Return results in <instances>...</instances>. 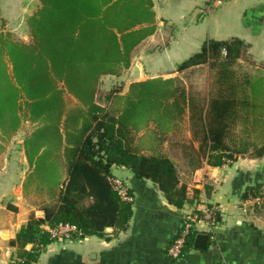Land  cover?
Returning <instances> with one entry per match:
<instances>
[{"label": "trees", "instance_id": "obj_1", "mask_svg": "<svg viewBox=\"0 0 264 264\" xmlns=\"http://www.w3.org/2000/svg\"><path fill=\"white\" fill-rule=\"evenodd\" d=\"M151 7L150 0H38L26 20L27 43L0 36V130L12 134L20 119L34 126L23 141L31 174L22 193L34 196L43 214L31 216L11 243L21 258L32 260L53 240L45 225L73 226L71 238L124 231L131 202L108 182L112 167L150 181L175 209L195 210L202 191L183 182L165 143L178 150L187 176L203 165L264 157V70L238 69L244 45L237 39L207 40L178 66L181 74L207 65L204 92L178 77H159L131 84L121 98L107 97L105 106L97 103L100 79L119 77L151 34ZM257 128L258 142L250 136ZM38 161L43 166L33 176ZM261 186L247 189L244 198L258 197L264 205ZM196 234L188 236L184 252Z\"/></svg>", "mask_w": 264, "mask_h": 264}, {"label": "crops", "instance_id": "obj_2", "mask_svg": "<svg viewBox=\"0 0 264 264\" xmlns=\"http://www.w3.org/2000/svg\"><path fill=\"white\" fill-rule=\"evenodd\" d=\"M23 1L14 0L8 6L22 26L34 3ZM150 1L154 15L151 34L133 49L129 67L119 77H102L129 78L124 95L136 82L174 77L173 73L179 77L178 66L207 40H240L251 57L264 60V0H222L215 7V0ZM27 124L32 125L21 119L12 134L0 130V264H264V205L258 197L244 198L247 189L264 185V157L237 158L219 168L201 167H205V183L195 187L202 191L195 208L207 202L219 212L214 239L207 238L205 250L192 244L179 260L168 258L167 248L183 215L192 209H175L150 181L137 180L129 170L112 167L111 175L125 183L132 197L127 228H106L101 236L53 239L32 260L21 258L11 243L31 216L43 217L22 193L30 172L23 149L32 130L22 132ZM192 174L182 179L188 186ZM43 228L47 231L48 226ZM31 249L30 244L24 247L28 253Z\"/></svg>", "mask_w": 264, "mask_h": 264}, {"label": "rangeland", "instance_id": "obj_3", "mask_svg": "<svg viewBox=\"0 0 264 264\" xmlns=\"http://www.w3.org/2000/svg\"><path fill=\"white\" fill-rule=\"evenodd\" d=\"M14 0H0V36H8L11 40L15 42H23L27 43L30 40L29 36V31L26 26V20L29 16H31L36 9L38 8V0H33L34 3L32 5L30 4L31 1L26 4L31 5L30 12L27 15L24 16V23L23 26L19 25V18L14 19V14H13V9L9 8L10 3ZM18 1V0H16ZM23 1V0H20ZM25 1V0H24ZM23 1V2H24ZM211 9V7H210ZM11 10V11H10ZM23 16V15H22ZM26 28V29H25ZM24 38V39H23ZM244 47L242 48L240 58L237 60V65L238 69L241 71H246V72H260L264 70V60H258L257 58H253L249 55V50L247 45L243 44ZM225 53V51H222ZM221 57L225 58V56L221 53ZM159 75V74H158ZM160 75H166L165 73H161ZM173 76H177L176 74L173 73ZM208 66L203 65V66H198L189 70H185L182 74H179V80L180 82L188 89L192 88L193 90H198L201 92H204L207 84H208ZM173 78V77H169ZM129 78L126 79H114V78H102L100 79V82L98 84V89H97V95H96V101L97 103H100L102 105H107L108 102L106 100L107 97H110L113 94H117L114 98H121V96L124 95V91L126 89V86H128L129 83ZM66 99V103L68 106L73 104V101L71 98L68 96H64ZM119 100V99H118ZM118 100L116 103L113 105L115 108L118 107ZM15 107L12 105L11 110L12 112L7 113V114H12L13 110ZM22 115V114H21ZM24 115V112H23ZM21 120V119H20ZM32 128H34L33 125L27 124L22 130V132L27 133L29 132ZM259 129L257 128L256 130L252 129L251 133V139L255 141H260L262 139L256 138L255 136L259 137ZM185 140H188V135L187 133H184L182 135ZM263 138V137H262ZM164 149L168 151L169 155H171L172 160L176 163L177 167L181 171V174L184 176H187L185 174V169L181 164V160L179 159L178 155V150L176 148H170L167 143L164 144ZM241 158H248V157H241ZM43 166V163L38 161L37 162V169L36 172L33 171V176L40 174L41 168ZM32 172V171H31ZM31 174V173H30ZM29 173L26 175L28 180H29ZM190 175V174H189ZM34 197V196H33ZM33 197L27 198L31 200L32 205L38 210V205L36 203V199H33Z\"/></svg>", "mask_w": 264, "mask_h": 264}, {"label": "built area", "instance_id": "obj_4", "mask_svg": "<svg viewBox=\"0 0 264 264\" xmlns=\"http://www.w3.org/2000/svg\"><path fill=\"white\" fill-rule=\"evenodd\" d=\"M221 2L222 0H215L212 7H215ZM221 53L225 56L224 52ZM205 174V167L194 171L191 176L190 185L197 188L202 187L205 183ZM108 182L120 199L126 202H132V197L128 192L129 190L122 180L116 177H110L108 178ZM255 203L261 204L258 199L255 200ZM217 217H219L217 208L209 206L207 202H202L195 210H190L185 213L179 231L176 233L167 248L168 258L179 260L182 257L187 238L192 232L205 234L209 239L213 240L214 232L218 225ZM74 231L75 227L61 224L54 228L47 229L50 237L55 240L68 239Z\"/></svg>", "mask_w": 264, "mask_h": 264}, {"label": "water", "instance_id": "obj_5", "mask_svg": "<svg viewBox=\"0 0 264 264\" xmlns=\"http://www.w3.org/2000/svg\"><path fill=\"white\" fill-rule=\"evenodd\" d=\"M207 235L197 234L193 241V247L197 250H205L207 246Z\"/></svg>", "mask_w": 264, "mask_h": 264}]
</instances>
